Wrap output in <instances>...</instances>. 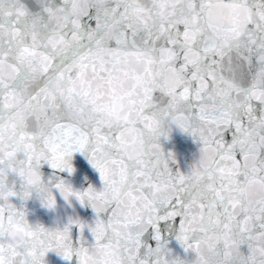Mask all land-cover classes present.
<instances>
[{"label": "snow or ice", "instance_id": "snow-or-ice-1", "mask_svg": "<svg viewBox=\"0 0 264 264\" xmlns=\"http://www.w3.org/2000/svg\"><path fill=\"white\" fill-rule=\"evenodd\" d=\"M34 3L0 0V264H264V0Z\"/></svg>", "mask_w": 264, "mask_h": 264}, {"label": "water", "instance_id": "water-1", "mask_svg": "<svg viewBox=\"0 0 264 264\" xmlns=\"http://www.w3.org/2000/svg\"><path fill=\"white\" fill-rule=\"evenodd\" d=\"M28 2L32 5L33 10H36L38 6L34 3V0H28ZM52 2L59 4L61 0H52ZM163 147L165 151L171 150L175 153L178 165H174V167L178 166L182 169H186L194 161L199 149V146L193 138L189 134L181 132L179 129H175L172 132L171 138L164 141ZM73 164L76 171L71 175L66 172L62 173V175L70 179L74 187L86 188L89 183L95 184L97 187L101 186L102 182L100 181L99 173L91 166L86 156L81 153L74 154ZM41 170L46 177L53 171L47 165H44ZM58 205L59 214L66 215L67 213H71L72 209L70 207L65 208V202L62 198L58 199ZM27 207L29 209L30 219L33 220L39 219L50 223L56 215V213L44 209L36 200H29ZM76 207L77 211L84 218L90 219L94 215L90 207H82L79 204ZM46 260L47 264H78L75 256L69 261L55 252H49Z\"/></svg>", "mask_w": 264, "mask_h": 264}]
</instances>
